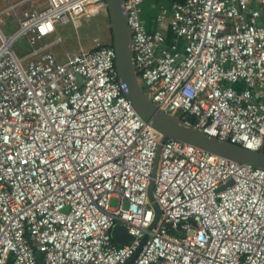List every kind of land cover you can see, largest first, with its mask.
Here are the masks:
<instances>
[{
    "label": "built area",
    "instance_id": "2783aa9c",
    "mask_svg": "<svg viewBox=\"0 0 264 264\" xmlns=\"http://www.w3.org/2000/svg\"><path fill=\"white\" fill-rule=\"evenodd\" d=\"M141 1L123 5L144 93L187 125L264 152V0L162 5L152 31ZM105 9L0 0V264H264V169L187 142L161 144V214L148 229L160 134L124 96L112 44L94 39L61 61L51 51L59 25Z\"/></svg>",
    "mask_w": 264,
    "mask_h": 264
},
{
    "label": "water",
    "instance_id": "95a60500",
    "mask_svg": "<svg viewBox=\"0 0 264 264\" xmlns=\"http://www.w3.org/2000/svg\"><path fill=\"white\" fill-rule=\"evenodd\" d=\"M104 1L106 5L104 14L107 13L109 17L111 44L115 51L114 65L116 77L121 85L122 92L129 100L139 117L160 134L147 186L148 201L154 210V217L148 228L152 229L156 225L161 214L159 205L153 194V188L157 173L161 144L165 139L173 138L187 142L230 160L262 169H264V152L262 150L247 149L229 141H221L216 137L210 136L203 131L194 128L191 125H187L178 116L165 113L159 109L157 105L144 93V90L138 82L135 73L131 49V36L126 21L123 0ZM228 183L230 184L231 180ZM223 187L224 186H222V188ZM166 226L169 228L170 224H167ZM112 237L120 245L126 244L130 239L126 229L119 224H116L113 227ZM146 238L147 234L144 235L142 244L145 242ZM140 247L136 250L132 259L136 257ZM132 259H130V261Z\"/></svg>",
    "mask_w": 264,
    "mask_h": 264
},
{
    "label": "rangeland",
    "instance_id": "374dc122",
    "mask_svg": "<svg viewBox=\"0 0 264 264\" xmlns=\"http://www.w3.org/2000/svg\"><path fill=\"white\" fill-rule=\"evenodd\" d=\"M80 26L75 31L71 23L64 25H59L58 30L60 33L65 34L69 33L71 38L68 41H62V43L54 44L51 47V51L56 57L57 60L61 61L66 58L67 51L71 52L78 46V43H84L85 47L93 46V38L99 37L102 42L109 43L111 41V31L109 27V17L108 14L101 12L96 15L83 16L79 19ZM77 33V34H76ZM82 39L83 41H78ZM69 41H73V44H70ZM15 48L17 52H22L26 50V47L23 44L22 40H19L15 43ZM126 205V202L123 203ZM117 197L112 196L110 199V206L116 207Z\"/></svg>",
    "mask_w": 264,
    "mask_h": 264
},
{
    "label": "crops",
    "instance_id": "0c3cea01",
    "mask_svg": "<svg viewBox=\"0 0 264 264\" xmlns=\"http://www.w3.org/2000/svg\"><path fill=\"white\" fill-rule=\"evenodd\" d=\"M184 0H142L141 1V14H140V18L143 22V24L145 25V27L152 31L155 30L158 27L157 21H156V15L159 12L160 7L163 6H170L173 2H181ZM72 24V23H71ZM164 25L166 26V41L170 42L173 39V35L171 30L168 28L167 26V22H164ZM72 26L74 27L75 31H77V28L80 26V23H78V25L75 27L73 24ZM77 34V33H76ZM56 35L60 36L62 38V41H68L69 38H71L69 33H65L62 34L59 32L58 27L56 30ZM54 35V36H56ZM54 36H51L48 38V40H52L54 38ZM94 39H96L97 41L101 42V43H107V42H102V40L99 37H94L93 38V42L95 44ZM78 41H83L82 39L78 40ZM70 44H73V41H69ZM183 40L179 39L178 40V45L179 47L182 45ZM62 43V42H61ZM94 46V45H93ZM93 46H89V47H85L84 43H78V46L76 48H72L74 49L73 51L69 52L67 51L66 56L69 54H72L74 52L79 51L80 49H90Z\"/></svg>",
    "mask_w": 264,
    "mask_h": 264
},
{
    "label": "trees",
    "instance_id": "16d2710c",
    "mask_svg": "<svg viewBox=\"0 0 264 264\" xmlns=\"http://www.w3.org/2000/svg\"><path fill=\"white\" fill-rule=\"evenodd\" d=\"M106 44H109L110 45L111 44V41L109 43H106ZM189 119L192 120L193 118L189 117Z\"/></svg>",
    "mask_w": 264,
    "mask_h": 264
}]
</instances>
